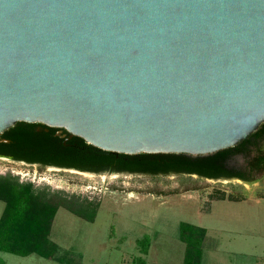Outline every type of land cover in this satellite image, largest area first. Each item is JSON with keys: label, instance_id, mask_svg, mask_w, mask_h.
Returning a JSON list of instances; mask_svg holds the SVG:
<instances>
[{"label": "water", "instance_id": "obj_1", "mask_svg": "<svg viewBox=\"0 0 264 264\" xmlns=\"http://www.w3.org/2000/svg\"><path fill=\"white\" fill-rule=\"evenodd\" d=\"M19 121L117 153L236 146L264 122V0H0V134Z\"/></svg>", "mask_w": 264, "mask_h": 264}, {"label": "rangeland", "instance_id": "obj_2", "mask_svg": "<svg viewBox=\"0 0 264 264\" xmlns=\"http://www.w3.org/2000/svg\"><path fill=\"white\" fill-rule=\"evenodd\" d=\"M247 160L239 154L233 162L244 167ZM90 173L0 158V175L68 199L98 202L94 222L65 207L53 222L52 239L74 263L133 264L141 256L146 264H184L179 225L188 221L207 228L202 264H264V171L253 184L186 173ZM4 207L0 199V217ZM144 237L150 242L146 254L139 241ZM0 264L67 263L0 251Z\"/></svg>", "mask_w": 264, "mask_h": 264}, {"label": "trees", "instance_id": "obj_3", "mask_svg": "<svg viewBox=\"0 0 264 264\" xmlns=\"http://www.w3.org/2000/svg\"><path fill=\"white\" fill-rule=\"evenodd\" d=\"M35 126L36 123L19 121L1 133L0 153L41 167L56 166L94 173L107 170L150 175L186 173L209 179L253 181L264 171V150L260 147L264 144V122L236 146L206 155L117 153L90 144L77 135L66 140L52 133L36 132ZM254 150L256 153L252 155ZM239 154L248 158L244 167L233 162ZM225 197V194L219 196ZM0 199L5 202L0 217V251L21 256L37 254L62 263L77 264L69 257L70 253H62L61 246L52 239L53 222L60 207L94 222L98 202L68 199L58 193L42 191L32 182L20 181L10 174L0 175ZM206 234L207 228L203 226L188 221L180 223L179 238L186 244L184 264H202ZM139 241L142 253H148L150 242L145 237ZM133 264H146V260L139 256Z\"/></svg>", "mask_w": 264, "mask_h": 264}, {"label": "flooded vegetation", "instance_id": "obj_4", "mask_svg": "<svg viewBox=\"0 0 264 264\" xmlns=\"http://www.w3.org/2000/svg\"><path fill=\"white\" fill-rule=\"evenodd\" d=\"M35 131L36 132L52 133L55 136H58L60 138H64L66 140H70L74 136V135H71L66 129H64L62 127H52V126L46 125L44 123H39V122H36ZM0 155L6 156L8 158H12L13 161H18L16 159H14V157L12 155H6L3 153H0ZM19 162H24V161H19ZM107 171H113V170H107ZM233 179L241 180L239 178H229L227 180H233ZM242 181L249 183V184H253L255 182H260V179L258 178V179L253 180V181H244V180H242Z\"/></svg>", "mask_w": 264, "mask_h": 264}, {"label": "bare ground", "instance_id": "obj_5", "mask_svg": "<svg viewBox=\"0 0 264 264\" xmlns=\"http://www.w3.org/2000/svg\"><path fill=\"white\" fill-rule=\"evenodd\" d=\"M84 174H90L91 175V173H89V172H83Z\"/></svg>", "mask_w": 264, "mask_h": 264}]
</instances>
